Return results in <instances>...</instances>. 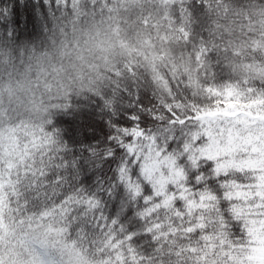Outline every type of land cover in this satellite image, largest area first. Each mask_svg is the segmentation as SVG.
I'll list each match as a JSON object with an SVG mask.
<instances>
[{
  "label": "snow or ice",
  "instance_id": "1",
  "mask_svg": "<svg viewBox=\"0 0 264 264\" xmlns=\"http://www.w3.org/2000/svg\"><path fill=\"white\" fill-rule=\"evenodd\" d=\"M214 4L192 0L180 9L187 20L173 31L183 63L133 53L102 82L63 93L54 75L38 79L56 97L44 126L23 136L19 154L0 144V237L5 229L26 233L24 259L0 244V264H264V168L249 165L264 156V63L238 74L240 41L205 38L215 35ZM33 5L35 14L21 11L23 0H0V41L24 45L23 53L42 36L46 62L63 47L56 34L65 36V22L105 7ZM231 10L252 19L264 15V0H231ZM246 31L241 25V39ZM250 134L258 138L244 143ZM152 156L168 159L167 180L147 171ZM33 224L40 235L26 232Z\"/></svg>",
  "mask_w": 264,
  "mask_h": 264
},
{
  "label": "trees",
  "instance_id": "2",
  "mask_svg": "<svg viewBox=\"0 0 264 264\" xmlns=\"http://www.w3.org/2000/svg\"><path fill=\"white\" fill-rule=\"evenodd\" d=\"M192 0H100L104 7L103 14L97 9L96 14L90 15L86 21L71 18L64 23L67 29L65 36L57 40L63 42V47L58 43L56 56L47 57L43 55L42 41L44 37L38 36L28 40L23 53L21 48L24 45H17L14 42L0 41V144L3 145L6 153L19 154L20 143L24 135H31L32 132L42 128L46 122L50 99H56L45 92L44 88L37 87V81L43 85L40 79L45 73L54 75V78L63 84L64 90H84L89 88L96 81H103L108 76L113 65L121 62L125 56L133 53L143 57L145 53L159 64L162 59L168 56H175L178 62L181 51L177 44V34L173 31L177 27L180 17L187 20V17L180 12V9L187 8ZM19 3V0H17ZM220 5L217 11L212 12L211 31L215 34L209 36L205 32V38L217 43L222 37L234 38L240 42L235 51L244 49V55L235 63L237 73L246 72L247 64L253 67L264 63V15L259 10L253 13L249 19L248 13L237 19L231 10V0H215ZM215 4L213 7H215ZM33 10V0H23L24 9ZM41 11H44L41 8ZM180 12V16L176 13ZM22 22L26 19V13L22 16ZM39 19V17H37ZM147 20V26L143 24ZM243 25L247 31L244 33L246 39H241L240 29ZM248 32L253 33L252 36ZM163 41V43H161ZM69 44L72 46L69 47ZM251 51H248V49ZM157 50H160L159 55ZM186 59V56H185ZM171 63V61H169ZM255 87L259 88L262 81L255 78ZM27 130V131H26ZM251 167L264 168V156L259 159H252ZM162 161L168 163V159ZM165 163V164H166ZM150 175L159 173V178L164 181L159 166H145ZM4 221L0 220V226ZM33 235H40L39 224H33L31 229H26ZM26 233L10 232L5 229L4 236L0 237V244L4 246L7 253L13 258L23 260L25 250L21 245ZM61 244H71L66 236L50 233Z\"/></svg>",
  "mask_w": 264,
  "mask_h": 264
},
{
  "label": "rangeland",
  "instance_id": "3",
  "mask_svg": "<svg viewBox=\"0 0 264 264\" xmlns=\"http://www.w3.org/2000/svg\"><path fill=\"white\" fill-rule=\"evenodd\" d=\"M258 137H254L252 136L251 134L246 138V140L244 141V143H251L253 140L257 139ZM237 147L239 148L240 145H237ZM166 162L162 161V160H157L155 158V156H152L148 165H151V166H159V165H162V164H165ZM253 163V160L250 159L249 161V165H251Z\"/></svg>",
  "mask_w": 264,
  "mask_h": 264
}]
</instances>
